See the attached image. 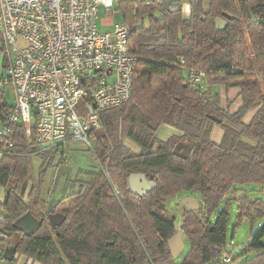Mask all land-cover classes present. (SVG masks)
<instances>
[{
  "label": "trees",
  "instance_id": "obj_1",
  "mask_svg": "<svg viewBox=\"0 0 264 264\" xmlns=\"http://www.w3.org/2000/svg\"><path fill=\"white\" fill-rule=\"evenodd\" d=\"M181 1L120 4L121 21L131 28L129 50L137 57L131 98L100 112L97 164L85 170L77 191L49 210L41 190L54 151L40 153L35 179L23 131L13 126L14 149L0 159L6 189L0 250L15 246L16 253L3 264H17L22 255L32 261L26 264H222L229 211H218L221 202L238 186H264V0H191L189 15L172 8ZM218 17L227 23L222 30ZM191 69L204 72L203 85L191 80ZM221 86L240 89L235 110L231 101L222 105ZM11 105L0 89V122ZM163 124L181 133L160 139ZM215 125L223 130L220 142L211 139ZM183 141L191 147L188 158L173 152ZM133 173L155 183L145 196L129 191ZM183 190L198 192L201 207L184 211L180 230L190 248L178 260L168 244L177 228L165 201ZM238 201L242 220L251 202L247 195ZM28 212L41 221L31 235L15 228ZM56 212L65 219L52 227L48 214ZM242 252L257 254L241 264H264V225Z\"/></svg>",
  "mask_w": 264,
  "mask_h": 264
},
{
  "label": "built area",
  "instance_id": "obj_2",
  "mask_svg": "<svg viewBox=\"0 0 264 264\" xmlns=\"http://www.w3.org/2000/svg\"><path fill=\"white\" fill-rule=\"evenodd\" d=\"M126 1L149 0H0V89L11 87L15 98L0 122V159L14 149V125L23 131L30 158L64 154L72 142L94 154L100 112L132 95L137 57L129 50L131 28L109 20L110 28L101 30L97 23L101 6L109 13ZM190 2L172 8L189 15ZM188 72L203 85V71ZM4 260L0 254V264ZM220 260L231 262L226 248Z\"/></svg>",
  "mask_w": 264,
  "mask_h": 264
},
{
  "label": "rangeland",
  "instance_id": "obj_3",
  "mask_svg": "<svg viewBox=\"0 0 264 264\" xmlns=\"http://www.w3.org/2000/svg\"><path fill=\"white\" fill-rule=\"evenodd\" d=\"M118 3L114 4L115 11L106 12L104 7H100V13L97 18V23L100 26L101 30H107L110 28L106 22L109 20H113L115 22H120L122 15L120 10H118ZM157 15H160V12H156ZM105 22V23H103ZM145 24L148 25V19H145ZM4 65H5V53L0 50V76L4 73ZM221 94L223 99L222 105L228 106V102L231 101L230 107L231 109H235L237 105L238 94L234 91L231 94V98L229 96V90L227 88L221 86L217 88ZM5 99L9 104H14V92L11 87H6L4 89ZM221 99V100H222ZM249 119V118H245ZM222 131L221 127H216L214 131L215 133H219ZM163 132V126L159 129V135ZM166 134V133H165ZM128 145H132L131 142H126ZM72 145L76 147L69 149L70 144L66 148L65 157L68 160V163H63L59 168L57 166H51L47 170V175L45 179V184L41 190V196L46 190V198L49 196L48 193L51 190L49 201H56L61 197V186L64 185L65 181L68 180H77L76 184H79V180L85 177V170L90 168L95 164L96 158L91 150L84 147V145L80 142H72ZM40 155V154H39ZM61 156V155H59ZM32 168L34 178L38 179L40 165L42 163V158L40 156H33L31 158ZM53 164V162H52ZM34 182V179L30 181V184ZM6 189L4 186L0 185V197L5 196ZM194 196L201 199V196L198 192L183 190L179 192L177 195L171 197L170 199L165 201V213L173 216L177 232L180 230V224L183 219V214L186 209V206L181 203L180 199L185 196ZM247 195L251 202L250 205V214L244 215L242 220L239 219V201L238 198L240 196ZM45 198V199H46ZM254 203H257L256 205ZM225 206L228 207L229 211V219H228V227H227V238L225 248L231 254L232 260L228 264H241L244 260L248 258L254 257L257 252H249L243 253V248L250 243L254 234L264 225V186L251 184V185H241L238 186V189L235 190L234 194L231 196H227L220 204L218 211L222 210ZM201 205L195 209L199 210ZM4 213V210H1ZM182 236L185 241V248L181 252V254L177 257L178 260H181L184 255L188 252L190 248V243L188 239L182 233ZM5 251V250H4ZM0 250V253L3 256V252ZM18 258V256H17ZM5 261V260H4ZM27 262H32L27 256L22 255L18 258L17 264H26ZM34 264H39V262H35Z\"/></svg>",
  "mask_w": 264,
  "mask_h": 264
},
{
  "label": "water",
  "instance_id": "obj_4",
  "mask_svg": "<svg viewBox=\"0 0 264 264\" xmlns=\"http://www.w3.org/2000/svg\"><path fill=\"white\" fill-rule=\"evenodd\" d=\"M227 23L222 18H216V27L218 30H222L226 27ZM37 111V110H36ZM214 121L220 122L221 120L216 116H210ZM173 152L182 158H188L191 153L190 145L183 141L176 145ZM155 183L149 180L144 173H133L129 178V191L135 195L145 196L150 190L153 189ZM183 203L187 210H195L200 206V200L194 196H185L184 198L178 200ZM65 219L62 213H49L48 220L52 227L60 225ZM40 220H37L30 212L26 213L20 217L15 222V228L22 231L25 235H31L38 228ZM183 222H181L180 227H182ZM169 248L171 254L174 258H177L185 248V241L182 236V232L178 231L175 235L168 240ZM16 253V247H9L3 252V258L5 260H13Z\"/></svg>",
  "mask_w": 264,
  "mask_h": 264
},
{
  "label": "crops",
  "instance_id": "obj_5",
  "mask_svg": "<svg viewBox=\"0 0 264 264\" xmlns=\"http://www.w3.org/2000/svg\"><path fill=\"white\" fill-rule=\"evenodd\" d=\"M227 90H229V96H230V98H231V94L234 92V91H236L237 92V94L239 93V91H240V89L238 88V87H233V88H229V89H227ZM221 99H222V97H221ZM222 101H223V99H222ZM237 105H236V108L239 106V104L241 103V100H240V98L238 97L237 98ZM235 108V109H236ZM235 109H231L232 111L233 110H235ZM255 111H256V109H253V110H249V112L246 114V116H245V118L247 117V118H249V119H245L246 121H249L251 118H252V116H253V114L255 113ZM163 126V131H165V132H163L162 134H160L159 135V132H158V136H159V138L160 139H163V140H165V139H167L169 136H171L172 134H180L181 132L177 129V128H175V127H173V126H171V125H168V124H163L162 125ZM161 126V127H162ZM160 127V128H161ZM216 127H220V126H218V125H215L214 126V128H213V130H212V134H211V139L214 141V142H220V140H221V138H222V135H223V130L222 131H220L219 133L217 132V133H215V136H214V131H215V129H216ZM222 129V128H221ZM166 133V134H165ZM77 147V146H76ZM76 147H75V145L73 146L72 145V143L70 144V146H69V149H72L73 150V148H75L76 149ZM85 147V146H84ZM66 152V151H65ZM59 155H61V156H59ZM63 163H68V160H67V158L65 157V153L64 154H58V153H56V152H54V159H53V166H57L58 168L63 164ZM97 164V161H95V164L94 165H96ZM93 165V166H94ZM92 167V166H91ZM76 182L77 181H73V180H66L65 181V183H64V185H62L61 186V197H60V199L62 198V197H64L65 195H67V194H69V193H71V191H77L78 189H79V187H80V183L77 185L76 184ZM45 192H46V190H45ZM44 192V194L43 195H45L46 196V193ZM50 194H51V190L49 191V193H48V197L46 198L45 196H41L42 197V199H43V201H44V207H45V210H49L50 208H52L53 206H55L56 204H57V202L60 200V199H58V200H56V201H49V198H52L51 196H50ZM46 198V199H45ZM4 198L3 197H0V201H2ZM1 210H3L2 208H0V220L5 216V211H4V213H2V211ZM40 264V263H39Z\"/></svg>",
  "mask_w": 264,
  "mask_h": 264
}]
</instances>
